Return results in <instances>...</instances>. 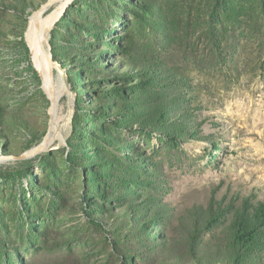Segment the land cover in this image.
<instances>
[{
    "label": "rangeland",
    "instance_id": "obj_1",
    "mask_svg": "<svg viewBox=\"0 0 264 264\" xmlns=\"http://www.w3.org/2000/svg\"><path fill=\"white\" fill-rule=\"evenodd\" d=\"M49 1L0 0V264H264V0L56 1L48 91Z\"/></svg>",
    "mask_w": 264,
    "mask_h": 264
},
{
    "label": "bare ground",
    "instance_id": "obj_2",
    "mask_svg": "<svg viewBox=\"0 0 264 264\" xmlns=\"http://www.w3.org/2000/svg\"><path fill=\"white\" fill-rule=\"evenodd\" d=\"M53 1L54 2L57 1V3L55 4L54 8L51 10V14L49 15L50 17H53L57 13H59L62 10V8L66 2V0H53ZM46 11H47V9H40L39 11L35 12L32 15V17L30 18V22L28 25L27 32H26V38L30 44V48L33 50V52H35V54H38L40 56V58L44 60L46 67L51 66L50 70L45 69L43 72H41L42 76L44 78L45 87L48 89L47 81H48V78L50 75L49 73H51L52 65L50 62V54L51 53L48 52V50L46 49V46L44 44V40H46V37H45L43 31L33 32V34H32L33 38L30 37V30L32 28L33 23L38 19V16L44 14ZM45 24L48 26H51V21H49L47 23L45 21L44 25ZM50 77H51V75H50ZM63 90H64V86H60V90H59L57 97L55 99V104L53 105V109H54L53 117L56 114V111L58 109V103H59L61 93L63 92ZM48 91H49V89H48ZM49 95H50V92H49ZM70 119H71V112H69V114L63 119V122L61 123V125H59L57 121H54L52 133L50 134L51 135L50 140H52L56 136L61 137L64 135L66 128L69 127L68 124H69ZM66 132H67V130H66ZM46 141H47V139H46Z\"/></svg>",
    "mask_w": 264,
    "mask_h": 264
},
{
    "label": "trees",
    "instance_id": "obj_3",
    "mask_svg": "<svg viewBox=\"0 0 264 264\" xmlns=\"http://www.w3.org/2000/svg\"><path fill=\"white\" fill-rule=\"evenodd\" d=\"M256 220H264V206H261L256 212ZM234 244L238 248V253L233 261L238 262L241 258L243 248L251 249L260 242L261 236L256 233L255 228L249 227L245 221L238 222L235 226ZM245 253V252H244Z\"/></svg>",
    "mask_w": 264,
    "mask_h": 264
},
{
    "label": "water",
    "instance_id": "obj_4",
    "mask_svg": "<svg viewBox=\"0 0 264 264\" xmlns=\"http://www.w3.org/2000/svg\"><path fill=\"white\" fill-rule=\"evenodd\" d=\"M52 4H54L53 0L47 2V4L42 9H48L50 6H52ZM50 62H51V65H52V69H51L50 75H51L52 81L54 82L55 81L54 61H53V58H52L51 54H50ZM50 98H51L50 113H51V116H53V99H52L51 96H50ZM47 136L44 138V140L42 141L41 144H39L38 146L34 147L33 149L27 151L26 153H24L22 155H17V156H13V157H7V159H26V158H30V157H33V156L39 154L40 152H42L46 148L45 142H46ZM1 160H2V157H0V161Z\"/></svg>",
    "mask_w": 264,
    "mask_h": 264
}]
</instances>
